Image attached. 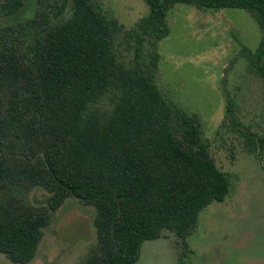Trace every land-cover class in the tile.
<instances>
[{
    "label": "trees",
    "instance_id": "16d2710c",
    "mask_svg": "<svg viewBox=\"0 0 264 264\" xmlns=\"http://www.w3.org/2000/svg\"><path fill=\"white\" fill-rule=\"evenodd\" d=\"M102 1L35 0L26 12L23 0H0V17L12 19L0 27V255L12 264L35 258L69 198L95 210L96 242L79 264H135L164 231L182 241V262L198 214L229 191L199 121L160 91L157 49L177 4L242 9L263 32L246 57L264 79V0H144L147 15L125 33L130 66L115 49L125 30ZM110 90L114 105L98 108ZM33 189L44 204L26 201Z\"/></svg>",
    "mask_w": 264,
    "mask_h": 264
},
{
    "label": "rangeland",
    "instance_id": "374dc122",
    "mask_svg": "<svg viewBox=\"0 0 264 264\" xmlns=\"http://www.w3.org/2000/svg\"><path fill=\"white\" fill-rule=\"evenodd\" d=\"M23 1L26 12L36 6L35 0ZM102 6L125 30L116 38L118 60L133 65L134 41L125 33L134 32L147 15L144 0H103ZM10 21L0 17V27ZM167 24L169 35L157 49V85L173 109L199 121L202 143L230 187L222 202L198 214L182 262V241L164 231L160 239L143 242L135 264H264V79L246 57L263 32L242 9L214 11L182 4L169 11ZM116 99L110 90L98 108H110ZM228 107L232 118L227 117ZM252 136L262 148L254 147ZM45 199L41 189L26 196L32 205ZM94 217L93 207L67 199L28 264H79L96 242ZM0 264L12 263L0 255Z\"/></svg>",
    "mask_w": 264,
    "mask_h": 264
}]
</instances>
